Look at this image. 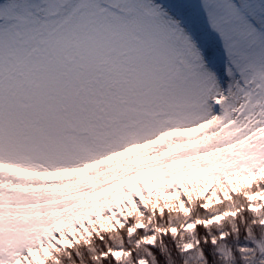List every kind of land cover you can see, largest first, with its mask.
<instances>
[{
	"label": "snow or ice",
	"instance_id": "1",
	"mask_svg": "<svg viewBox=\"0 0 264 264\" xmlns=\"http://www.w3.org/2000/svg\"><path fill=\"white\" fill-rule=\"evenodd\" d=\"M0 264H264V0H0Z\"/></svg>",
	"mask_w": 264,
	"mask_h": 264
},
{
	"label": "rangeland",
	"instance_id": "2",
	"mask_svg": "<svg viewBox=\"0 0 264 264\" xmlns=\"http://www.w3.org/2000/svg\"><path fill=\"white\" fill-rule=\"evenodd\" d=\"M214 203V202H213ZM210 207H211V205H210Z\"/></svg>",
	"mask_w": 264,
	"mask_h": 264
}]
</instances>
